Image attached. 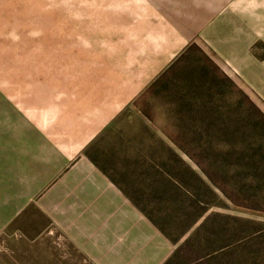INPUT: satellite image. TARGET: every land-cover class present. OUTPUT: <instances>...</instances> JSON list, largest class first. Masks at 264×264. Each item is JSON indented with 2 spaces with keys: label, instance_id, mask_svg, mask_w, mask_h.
<instances>
[{
  "label": "rangeland",
  "instance_id": "374dc122",
  "mask_svg": "<svg viewBox=\"0 0 264 264\" xmlns=\"http://www.w3.org/2000/svg\"><path fill=\"white\" fill-rule=\"evenodd\" d=\"M165 1L0 0V81L21 84L24 103L35 83L52 86L37 91L69 99L62 114L70 118L77 104L100 102L107 84H139L142 61L157 52L152 23L165 20ZM169 67L84 154L171 244L162 264H264V123L195 50ZM230 80L264 115V104ZM46 227L47 257L26 249L12 264H91Z\"/></svg>",
  "mask_w": 264,
  "mask_h": 264
},
{
  "label": "crops",
  "instance_id": "0c3cea01",
  "mask_svg": "<svg viewBox=\"0 0 264 264\" xmlns=\"http://www.w3.org/2000/svg\"><path fill=\"white\" fill-rule=\"evenodd\" d=\"M165 4V20L152 23L157 52L142 61L139 84L120 90L118 83L107 84L103 87L110 91L100 102L77 104L70 118L62 114L72 107L69 99L59 104L54 91L41 96L37 91L52 86L35 83L36 93L24 103L21 84L0 81V264L17 263L26 249L47 257L43 250L54 245L42 240L46 222L91 264H162L167 259L168 240L84 152L192 43L264 104V0Z\"/></svg>",
  "mask_w": 264,
  "mask_h": 264
},
{
  "label": "trees",
  "instance_id": "16d2710c",
  "mask_svg": "<svg viewBox=\"0 0 264 264\" xmlns=\"http://www.w3.org/2000/svg\"><path fill=\"white\" fill-rule=\"evenodd\" d=\"M195 50L198 54H200L205 60H206V62L208 63V65L210 66V67H212V72H213V74H215V77L214 78H216L219 74H221L220 72H219V69H218V67L213 63V62H211L204 54H203V52L195 45V44H191V45H189L187 48H186V50H184V52L180 55V57H182L187 51H190V50ZM170 68V67H169ZM168 68V69H169ZM167 69V70H168ZM166 72V71H165ZM165 72L164 73H162V75H160V77H162L164 74H165ZM222 75V74H221ZM159 77V78H160ZM158 78V79H159ZM214 78H213V80H214ZM222 80H223V82L224 83H226V85L228 86V87H230L231 89H233V90H235L236 91V93H238V95H239V97L240 98H237V100L235 101V103L237 104V105H239L240 106V104H246V105H248L249 107H251L253 110H255V113H256V116L258 117V119H260L261 121H263V123H264V115L257 109V108H255L254 106H253V104H252V102L247 98V96L242 92V91H240L236 86H235V84L228 78V77H225V76H223L222 75V78H221ZM216 80V79H215ZM150 87V86H149ZM242 100V101H241ZM197 106V105H196ZM184 150V149H183ZM185 151V150H184ZM187 153V152H186ZM86 155V157H88V159L107 177V178H109L106 174H105V172H104V170L103 169H101V168H99L98 166H97V164L87 155V154H85ZM207 177L211 180V176L210 175H208L207 174ZM110 179V178H109ZM111 180V179H110ZM112 182H113V180H111ZM114 183V182H113ZM115 184V183H114ZM120 190H121V188H120ZM122 191V190H121ZM122 193L124 194V192L122 191ZM142 212H143V210H141ZM151 221V220H150ZM162 232V231H161ZM163 233V232H162ZM165 235V234H164Z\"/></svg>",
  "mask_w": 264,
  "mask_h": 264
}]
</instances>
